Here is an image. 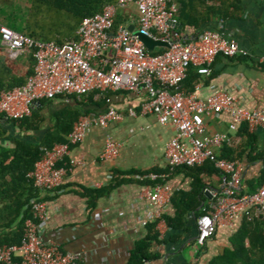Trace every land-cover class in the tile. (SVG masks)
<instances>
[{
	"label": "built area",
	"instance_id": "built-area-1",
	"mask_svg": "<svg viewBox=\"0 0 264 264\" xmlns=\"http://www.w3.org/2000/svg\"><path fill=\"white\" fill-rule=\"evenodd\" d=\"M132 5L138 13L135 31L165 42L169 48L151 53L129 26L116 28L118 9L128 11ZM179 11V0H118L117 6L84 18L79 38L63 45L1 26L3 45L14 55L32 54L36 66L24 86L1 94L0 119L22 120L32 116L44 100L76 97L81 102L92 91L129 92L137 96L146 93L142 114L153 115L162 125L177 130L167 146V172L135 176L139 182L156 184L143 187L155 207L152 220H164L170 190L167 183L178 168H196L210 162L222 175L220 190H205L210 200L197 218L196 246L202 250L223 224L234 227L253 210L259 217L264 215V187L254 194L240 195L243 165L241 161L222 157L223 149L233 143L232 138L228 134L209 135L207 119L228 114L233 119L231 131H239L242 125L253 131L264 129V110H248L236 97L223 92L203 99L199 96L200 86L194 92H187L182 84L192 66L200 75L210 76L219 57H249L264 66V55L250 56L235 39L221 31L209 30L197 39L183 41ZM131 114L137 116L133 111ZM122 120L123 115L113 107L101 116L80 118L67 143L42 148L43 157L30 174L35 187L43 193L59 192L78 165L70 159L72 149L82 144L95 128L106 130ZM121 148V144L108 136L102 159H117ZM32 206V218L26 222L22 245L0 246V264H14L16 257L22 258L21 264H84L80 254L65 252L59 245L45 241L48 202L33 200ZM148 224L144 222V226Z\"/></svg>",
	"mask_w": 264,
	"mask_h": 264
},
{
	"label": "crops",
	"instance_id": "crops-1",
	"mask_svg": "<svg viewBox=\"0 0 264 264\" xmlns=\"http://www.w3.org/2000/svg\"><path fill=\"white\" fill-rule=\"evenodd\" d=\"M69 1L72 0H0V27L7 26L38 40L61 45L79 38L83 21L81 16H95L103 9L118 4V0H79L84 3L78 6ZM179 2L181 10L183 5ZM76 6L77 9L74 8ZM185 12L186 20L190 15L193 21L201 23V27L180 24L183 41L197 39L209 30L221 31L228 38L235 39L242 51L250 56L264 55V0H185ZM227 13L233 16L225 18ZM119 17H122L120 25L133 26L137 30L135 5L128 11L118 9L117 19ZM35 66L32 54L14 55L3 45L0 34V89L25 85ZM198 86L201 87L199 96L203 99L223 92L236 97L240 105L248 110H264V66L257 65L249 57H219L212 74L200 75L198 83L186 91L194 92ZM108 92L111 93L108 107L121 113L123 120L106 130L95 128L82 144L72 149L70 159L78 162V165L59 192L43 193L38 190L39 199L47 201L49 209L43 231L45 241L59 245L65 252L80 254L84 264H129L136 244L146 237L147 226H144V222H153L155 212L152 201L146 197L137 180L117 187L108 196L100 198L95 206H92L86 193L109 187L115 172H167V146L177 135L175 127L162 125L153 115L142 114L146 93L137 96L129 92ZM71 102L55 100L48 107H43L47 121L35 132L21 133L6 120L8 136L0 140V150L14 148V142L18 139L28 144H42L52 129V114ZM40 108L41 103L34 110ZM132 111L137 116H133ZM232 122L228 114L208 118V134H228L233 141L228 146L230 149L241 153L249 151L248 137L240 131L245 125L233 132L230 130ZM252 132L257 138L258 150L264 151V129ZM108 136L121 144L122 148L117 159L104 161L102 154ZM240 161L246 186L248 181L260 176L264 164L260 160L250 162L246 156ZM193 176L183 168L171 174L167 183L170 190L165 217L174 218L178 212L177 205L189 200L188 196L194 191ZM206 197L207 201L197 208L198 212L209 202L207 194ZM197 217L196 212L186 214L185 226L179 230L170 228L166 219L160 221L161 242L153 247V253L158 257L148 264H210L231 247V238L242 223L234 227L223 224L207 247L199 250L196 246Z\"/></svg>",
	"mask_w": 264,
	"mask_h": 264
},
{
	"label": "trees",
	"instance_id": "trees-1",
	"mask_svg": "<svg viewBox=\"0 0 264 264\" xmlns=\"http://www.w3.org/2000/svg\"><path fill=\"white\" fill-rule=\"evenodd\" d=\"M180 1L183 5L177 15L180 24L186 27L200 28L201 23L198 20L193 21L192 16L189 15L188 20L185 19V0ZM53 2L55 3V1ZM69 2L78 6L84 3V1L79 0ZM74 8L77 9V6ZM233 8L236 7L233 5ZM101 12L103 13L104 9ZM232 16V13H227L225 18ZM87 17L91 16L83 15L81 19L83 20ZM121 19L122 17L117 19L116 28L120 25ZM18 32L25 34L22 31ZM60 44L63 45L64 43ZM199 77L198 69L192 66L187 79L182 84V89L185 91L191 90L198 83ZM16 88L1 87L0 96L3 92ZM110 94L109 92L92 91L81 102L76 97H61L57 99L72 100L73 102L64 109L52 114L51 124L53 126L42 144H28L18 139L14 142V148H2L0 150V246H21L24 241L26 222L32 218L33 214L32 201L39 199V191L35 187L34 181L30 178V174L34 172L36 164L43 157L42 148H51L56 144L67 143L74 130L75 123L83 116H101L105 114L110 108L108 107ZM99 95L101 98L96 100ZM50 102L52 101H42L40 109L34 110L32 116L22 120H7L2 117L0 119V140H4L8 136V130L5 128L6 120L8 121L7 123L16 126L21 133L40 130L47 121L46 116L42 112L43 107H48ZM240 131L244 132V135L246 134L248 137L249 144L247 148L249 151L246 150L241 153L226 146L223 149L222 157L230 161H240L246 156L250 162L260 160L264 164V151L258 150L257 138L252 130L248 125H245V128ZM182 168L189 170L194 175V191L188 196L190 197L188 201L187 199L184 200L185 204L180 202L177 205L178 212L174 218L164 216L169 227L174 230H179L185 226L186 214L196 212L198 217L203 214V209L198 212L197 208L207 201L205 192L207 188L220 190L222 187V175L210 162L196 168ZM143 174L147 173L135 171L130 174H123L115 172L109 187L102 190L88 191L86 195L90 197L92 206H95L100 198L108 196L117 187L136 180L134 179L136 175ZM136 182L142 187L151 184L152 186L156 185L150 182ZM262 187H264V166L257 179L248 181L246 186L245 180L243 181L240 195L254 194ZM159 222L153 221L147 225L146 237L136 244L130 254L129 264H146L158 257V255L153 253V247L161 242ZM21 263L22 258L16 257L14 264ZM210 264H264V217H259L256 210L246 215L240 228L231 238V247L225 249L223 254L215 257Z\"/></svg>",
	"mask_w": 264,
	"mask_h": 264
},
{
	"label": "water",
	"instance_id": "water-1",
	"mask_svg": "<svg viewBox=\"0 0 264 264\" xmlns=\"http://www.w3.org/2000/svg\"><path fill=\"white\" fill-rule=\"evenodd\" d=\"M130 30L134 31V33L139 36L140 40L144 43L146 48L151 53H156V52H158L160 50H163L165 48H169L170 47L169 44H167L165 42H162V41L155 40L152 37H150L149 35L141 32V31H135L133 26L130 27Z\"/></svg>",
	"mask_w": 264,
	"mask_h": 264
}]
</instances>
